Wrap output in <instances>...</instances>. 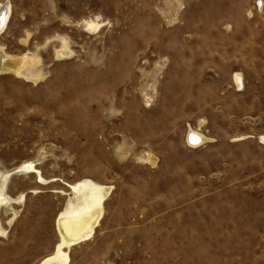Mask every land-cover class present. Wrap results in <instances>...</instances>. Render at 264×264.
I'll use <instances>...</instances> for the list:
<instances>
[{
  "label": "rangeland",
  "instance_id": "obj_1",
  "mask_svg": "<svg viewBox=\"0 0 264 264\" xmlns=\"http://www.w3.org/2000/svg\"><path fill=\"white\" fill-rule=\"evenodd\" d=\"M2 2L0 46L39 79L0 73V172L58 180L8 176L0 264L52 253L83 179L112 191L69 264H264V0Z\"/></svg>",
  "mask_w": 264,
  "mask_h": 264
},
{
  "label": "bare ground",
  "instance_id": "obj_2",
  "mask_svg": "<svg viewBox=\"0 0 264 264\" xmlns=\"http://www.w3.org/2000/svg\"><path fill=\"white\" fill-rule=\"evenodd\" d=\"M9 11L10 4L8 2L0 3V33H2L6 26ZM88 26L91 28L92 23L88 22L86 27ZM57 55L61 58L68 57L71 55V52L67 47H63L57 52ZM33 58L26 55V53L21 56L11 55L5 51L4 47L0 46V73H14L19 77H24L28 81L32 79L36 80L38 75H29L24 72L26 66L36 63ZM234 84H236L237 88L240 86V73H236V76L234 74ZM188 132L191 133L192 138H195L194 141H198L194 142L195 144L198 145L205 141L206 136L204 134L191 130V128ZM248 136L250 135H243L236 138V140L245 139ZM186 137L189 139L188 135ZM260 137L262 138L260 143L264 144V134ZM20 171L34 174L36 182L39 184H48L58 180L55 177L45 178L31 161L24 162L13 169L0 172V211L3 205H15L23 199V194L15 198L10 196L8 186V176H12ZM64 185L69 189L72 196H69L70 198L64 208L58 212L55 218V227L59 240L55 244L52 253L45 256L39 264H69L70 256L68 250L74 245L87 241L94 235L96 227L103 217L104 203L110 197L112 191L111 186L99 184L90 179L79 180L75 183L64 182ZM3 228L0 221V235L5 232Z\"/></svg>",
  "mask_w": 264,
  "mask_h": 264
},
{
  "label": "built area",
  "instance_id": "obj_3",
  "mask_svg": "<svg viewBox=\"0 0 264 264\" xmlns=\"http://www.w3.org/2000/svg\"><path fill=\"white\" fill-rule=\"evenodd\" d=\"M257 7H259V8L262 7V4L260 1L257 2ZM188 133H187V135L189 136V139H187V137H186L187 144H189L190 146H198L199 144L197 145L194 143V142H198V141H194L195 138H192L191 133H189V134Z\"/></svg>",
  "mask_w": 264,
  "mask_h": 264
},
{
  "label": "crops",
  "instance_id": "obj_4",
  "mask_svg": "<svg viewBox=\"0 0 264 264\" xmlns=\"http://www.w3.org/2000/svg\"><path fill=\"white\" fill-rule=\"evenodd\" d=\"M237 65H235V66H232V65H230V66H228V77H230V74H232L233 72H235V70L237 69V68H241L242 66H239V67H236ZM240 72V71H239ZM232 79H234V76L233 77H231ZM237 90H240V89H237Z\"/></svg>",
  "mask_w": 264,
  "mask_h": 264
}]
</instances>
